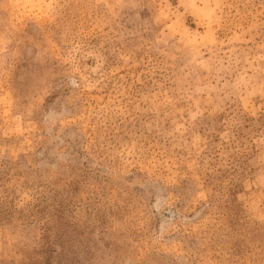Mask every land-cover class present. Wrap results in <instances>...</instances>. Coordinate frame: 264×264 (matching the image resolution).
Returning <instances> with one entry per match:
<instances>
[{"label": "rangeland", "instance_id": "rangeland-1", "mask_svg": "<svg viewBox=\"0 0 264 264\" xmlns=\"http://www.w3.org/2000/svg\"><path fill=\"white\" fill-rule=\"evenodd\" d=\"M0 264H264V0H0Z\"/></svg>", "mask_w": 264, "mask_h": 264}]
</instances>
